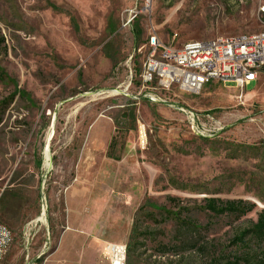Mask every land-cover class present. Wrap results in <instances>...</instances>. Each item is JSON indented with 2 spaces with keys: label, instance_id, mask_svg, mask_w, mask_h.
<instances>
[{
  "label": "rangeland",
  "instance_id": "rangeland-1",
  "mask_svg": "<svg viewBox=\"0 0 264 264\" xmlns=\"http://www.w3.org/2000/svg\"><path fill=\"white\" fill-rule=\"evenodd\" d=\"M263 31L264 0H0V221L35 199L2 264H108L106 242L127 243L126 264L245 252L233 238L264 210V69L244 93L155 91L167 102L139 75L150 35L180 46ZM182 107L223 128L197 136ZM211 197L254 208L217 214Z\"/></svg>",
  "mask_w": 264,
  "mask_h": 264
},
{
  "label": "built area",
  "instance_id": "built-area-1",
  "mask_svg": "<svg viewBox=\"0 0 264 264\" xmlns=\"http://www.w3.org/2000/svg\"><path fill=\"white\" fill-rule=\"evenodd\" d=\"M147 47L139 81L141 90L148 92L146 97L152 101L167 102L155 91L166 93L178 88L184 93L198 94L213 82L233 83L244 93L264 69V31L189 40L180 46L167 44L153 34L148 37ZM181 110L197 136L211 137L213 130L223 128L210 113L202 114L185 107ZM13 240L11 229L0 222V264ZM104 255L109 264H126L128 245L106 242Z\"/></svg>",
  "mask_w": 264,
  "mask_h": 264
},
{
  "label": "trees",
  "instance_id": "trees-1",
  "mask_svg": "<svg viewBox=\"0 0 264 264\" xmlns=\"http://www.w3.org/2000/svg\"><path fill=\"white\" fill-rule=\"evenodd\" d=\"M134 118H136L134 116ZM112 146V143H111ZM207 208L217 214L244 215L253 210V205H244L243 200L231 201L211 197L207 199ZM233 244L239 248L246 246V251L234 256H219L212 259V264H264V210L249 227L243 229L233 238ZM132 248V247H131ZM130 248V249H131Z\"/></svg>",
  "mask_w": 264,
  "mask_h": 264
},
{
  "label": "crops",
  "instance_id": "crops-1",
  "mask_svg": "<svg viewBox=\"0 0 264 264\" xmlns=\"http://www.w3.org/2000/svg\"><path fill=\"white\" fill-rule=\"evenodd\" d=\"M253 82L256 83L257 79L255 81H253ZM40 166H41L40 165V160H38V162H36V164H33V166H32L33 169L32 170L30 169V172H33V175L31 176L30 173L28 175H25V179H27V181L30 182V184L28 185V188L31 189V190L25 192V196L27 194L30 196V194L35 192L36 189L39 190V186L41 185V182H42V178H41V175H40V172H39ZM13 197L15 198L16 196L14 195ZM34 200H33V203L30 200H28L26 203L23 202V205L19 204V207H17V208H16V206L14 204H13V207H12L13 209H10L9 207L5 208V210H4V213H5L4 214L5 215L4 219H6L7 222H9V224L6 223V222H3V221H0V222L5 224L7 227H9V229H11V231L13 233V226H15V222L14 221H18L19 219H20V221H24L25 219H31L33 217V215H34V206H35ZM15 209H18V210L14 211ZM17 214H19V215H17ZM39 219H41V218H39ZM13 235H14V233H13Z\"/></svg>",
  "mask_w": 264,
  "mask_h": 264
},
{
  "label": "bare ground",
  "instance_id": "bare-ground-1",
  "mask_svg": "<svg viewBox=\"0 0 264 264\" xmlns=\"http://www.w3.org/2000/svg\"><path fill=\"white\" fill-rule=\"evenodd\" d=\"M47 151H49V149H48ZM45 152H46V151H45ZM49 154H50V153H49ZM49 160H50V156H48V160H46V156H45V166H48V165L50 164V161H49ZM45 212H46V211H45ZM45 212H44V213H45ZM44 213H43V214H44ZM40 218L42 219V217H40ZM43 220H44V219H43Z\"/></svg>",
  "mask_w": 264,
  "mask_h": 264
}]
</instances>
